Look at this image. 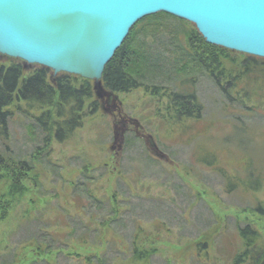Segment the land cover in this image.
Returning <instances> with one entry per match:
<instances>
[{
    "label": "rangeland",
    "instance_id": "obj_1",
    "mask_svg": "<svg viewBox=\"0 0 264 264\" xmlns=\"http://www.w3.org/2000/svg\"><path fill=\"white\" fill-rule=\"evenodd\" d=\"M167 37L158 34L157 40ZM154 45L160 47L157 41ZM226 54L231 69L249 56L228 49ZM151 70L140 80L163 86L159 96L144 90L115 94L93 81L99 112L88 114L70 140L52 139L45 150L40 151L44 133L31 118L43 110L26 104L13 108L10 136L2 145L6 164L0 166V264H72L66 255H101L105 246L70 236L80 220L76 212L95 209L87 190L112 198L120 189L136 204L123 211L122 220L130 227L141 223L147 238L140 245L156 250L154 264H235L242 247L239 224H252L264 243V218L251 210L254 201L264 202V188L228 195L222 177L195 156L215 155L228 173L242 178L251 164L264 177V101L245 98L244 91L229 101L208 76L192 69L172 81ZM171 92H196L202 113L194 106L191 113L199 118L181 117ZM86 165L92 168L85 170ZM87 171L93 178L88 183L81 174ZM160 221L168 229L159 228ZM198 243L207 244L202 258L196 254Z\"/></svg>",
    "mask_w": 264,
    "mask_h": 264
},
{
    "label": "trees",
    "instance_id": "obj_2",
    "mask_svg": "<svg viewBox=\"0 0 264 264\" xmlns=\"http://www.w3.org/2000/svg\"><path fill=\"white\" fill-rule=\"evenodd\" d=\"M158 34L168 37L158 42ZM149 38L153 39L152 43L147 42ZM156 41L159 48H154ZM226 52L227 49L207 43L198 30L189 26L187 21L166 13H158L145 17L133 27L121 48L107 64L101 86L115 94L144 90L152 96H159L163 86L150 85L140 80L145 77L147 71L153 67L151 71L159 72L158 74L165 75L166 80L172 81L175 78L177 80L187 69H192L194 73L208 76L229 101L237 99L233 94L240 91L246 92L245 98L254 96L264 101V59L246 56L239 68L235 66L231 69L228 63L232 65L233 61L228 60ZM151 74L154 75L152 72ZM244 83L246 85L242 86ZM94 85L93 81L72 74L61 73L52 77L51 70L45 67H28L22 60L0 56V166L6 164L2 145L10 136L9 123L13 117V108L17 109V105L26 104L30 109L43 110L39 116H31L27 113L30 112L28 109L21 112L31 116L41 128L45 146L40 151L45 150L52 139L59 143L70 140L74 133L83 127L88 114L95 115L99 112L100 103L95 97ZM252 86L257 88V91L250 93ZM170 100L177 105V110L182 112L180 116L199 118V115L191 113L193 106L195 113H202V105L196 92H171ZM20 108L18 107L19 110ZM195 156L198 164L211 168L222 177L228 195L237 192L255 194L264 188L262 173H256L251 164L245 167L247 176L242 178L228 173L220 166L215 155L209 153ZM87 167L92 168L86 165L85 170ZM87 173L88 171L81 174L88 183V180L93 178ZM124 181L127 182L125 179ZM74 188L81 189L77 188V185ZM76 194L78 193L75 191L74 197ZM87 194L90 196V203L95 205L90 207L95 209L87 213L86 209L84 213L76 212L75 215L80 220L78 219L79 222L74 228L71 226L73 231L70 236H74L81 244L105 246V249L101 255H66L71 257L68 259L72 264H154L156 250L140 245L143 238H147L144 237L145 231L141 223H131L133 225L130 227L122 220L123 211L129 207L133 208L136 204L133 203L132 206L130 199L120 193V189L114 190L112 198L94 194L91 190H87ZM251 205L252 212L264 218V202L254 201ZM81 208L84 209L83 206ZM144 215L149 217L150 212L145 210ZM100 216L103 218L101 221L91 222ZM157 225L159 228L168 229L163 221ZM237 232L242 247L235 258V264H264V243L260 232L250 223L239 224ZM58 249L62 250L61 247ZM206 249L207 244L198 243L197 257L202 258L203 253L207 252ZM43 262L47 261L40 260L33 264Z\"/></svg>",
    "mask_w": 264,
    "mask_h": 264
},
{
    "label": "water",
    "instance_id": "obj_3",
    "mask_svg": "<svg viewBox=\"0 0 264 264\" xmlns=\"http://www.w3.org/2000/svg\"><path fill=\"white\" fill-rule=\"evenodd\" d=\"M192 23L210 45L264 59V0H0V55L95 81L145 17Z\"/></svg>",
    "mask_w": 264,
    "mask_h": 264
}]
</instances>
